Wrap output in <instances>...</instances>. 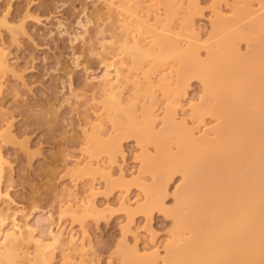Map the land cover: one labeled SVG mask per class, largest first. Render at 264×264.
Returning <instances> with one entry per match:
<instances>
[{"label":"rangeland","instance_id":"1","mask_svg":"<svg viewBox=\"0 0 264 264\" xmlns=\"http://www.w3.org/2000/svg\"><path fill=\"white\" fill-rule=\"evenodd\" d=\"M261 1L0 0V17L9 8L10 14L18 13L10 19L17 40L10 43V32L1 25L0 45L13 71L23 76L17 80L8 70L0 84V242H5L0 252H14L16 264H43L44 259L128 264L127 252L155 256L156 264H163L167 244L180 236L170 212L183 174L168 167L159 175L161 207L143 209L144 187L158 177L154 165L166 164L148 162L156 156L155 145L138 139L127 118L120 123L110 97L116 96L140 124L147 115L160 121L173 112L177 122L185 118V126L201 135L216 120L210 114L193 118L205 88L192 76L179 91L173 58L155 65L145 78L146 60L136 66L133 50L116 52L125 37L152 36L175 40L205 59L207 49L220 46L228 33L214 31L213 23L231 19L235 10H247L264 37ZM109 5L114 8L110 18ZM187 20L198 38H189ZM236 48L240 54L249 50L244 39ZM107 74L112 86L106 85ZM112 138L121 144L115 154L105 143ZM9 233L16 236L12 243L5 238ZM0 264H6L3 257Z\"/></svg>","mask_w":264,"mask_h":264},{"label":"bare ground","instance_id":"2","mask_svg":"<svg viewBox=\"0 0 264 264\" xmlns=\"http://www.w3.org/2000/svg\"><path fill=\"white\" fill-rule=\"evenodd\" d=\"M260 4L264 7V1ZM113 10L109 5V18ZM9 14L10 8L0 17V26L7 27L10 43H13L17 40V30L10 22L16 20L18 13H11L10 18ZM28 15L21 21L22 28ZM249 16L247 10H235L231 19L213 23L214 31H228L224 39L229 45L223 41L217 48H208L205 59L200 58L198 51L188 46L182 48L175 40H157L152 36L125 37L116 52L123 55L133 50L136 66L146 60L150 66L144 72L145 78L155 65L173 58L178 65L179 91L186 89L192 76L199 77L205 88L202 103L194 108L193 118L201 119L210 114L216 120V124L201 135L185 126V118L177 122L173 112L165 114L160 121L156 116L147 115L142 125L131 119L133 116L119 105L116 96L110 97V106L120 115V123L128 122L138 139L155 145L156 156L149 157L148 162L162 159L166 164L154 165L159 166V169L154 168L158 177L154 184L144 187L147 202L143 209L151 212L154 207H161L164 185L159 175L165 174L168 167L183 174L176 207L170 212L180 236L176 242L167 244L163 264H264V37L257 34V23L249 20ZM184 28L189 38H198L192 20H187ZM242 39L247 42V54L237 51L236 46ZM3 50L0 45V84L8 70L17 80H22V74L13 71ZM119 73L117 69L118 80ZM105 79L106 85H113V78L108 74ZM157 124H161L159 129H156ZM113 141L112 138L105 143L115 154L121 150V144ZM1 158L0 154V161ZM1 170L0 162V173ZM183 232L188 236H181ZM5 238L12 243L16 236L9 233ZM4 243L0 242V250ZM14 256L12 251L0 252L6 264H16ZM126 258L128 264H156L158 261L155 256L132 252H127ZM43 264H51V261L44 259Z\"/></svg>","mask_w":264,"mask_h":264}]
</instances>
